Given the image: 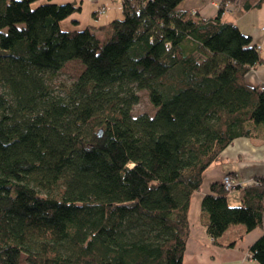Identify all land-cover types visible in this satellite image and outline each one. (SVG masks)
Listing matches in <instances>:
<instances>
[{"label":"trees","instance_id":"obj_1","mask_svg":"<svg viewBox=\"0 0 264 264\" xmlns=\"http://www.w3.org/2000/svg\"><path fill=\"white\" fill-rule=\"evenodd\" d=\"M183 1L121 0L78 28L73 3L0 0V264H183L204 172L264 135V89L245 80L257 45L223 6L203 18ZM72 61L78 78L55 85ZM143 95L153 112L135 114ZM237 188L240 205L222 181L203 197L214 244L264 231V177ZM248 254L264 264V234Z\"/></svg>","mask_w":264,"mask_h":264},{"label":"crops","instance_id":"obj_2","mask_svg":"<svg viewBox=\"0 0 264 264\" xmlns=\"http://www.w3.org/2000/svg\"><path fill=\"white\" fill-rule=\"evenodd\" d=\"M53 2L73 3L80 7V11L72 16L78 21V28L106 24L122 15L121 0H53ZM182 8L192 9L203 18H213L218 14V10L213 7L210 0L207 2L194 0ZM222 20L233 23L244 34L249 35L254 44L261 47L260 56L263 63L251 70L245 80L252 87L262 88L264 86V3L239 15L227 11L223 13ZM65 24L67 28L71 25L69 21ZM226 174L231 175L239 183L238 187L242 188H244L242 183H252L256 177H264V135L258 139L248 137L236 139L224 150L220 160L204 172L202 185L192 195L190 202L188 212L190 232L183 264H258L248 258V250L263 236L264 231L261 227L247 232L244 225L231 226L219 240V244H214L207 233L205 222L207 218L202 213V200L210 193L211 185L221 182ZM228 203L234 206L241 204L239 188L229 192Z\"/></svg>","mask_w":264,"mask_h":264},{"label":"rangeland","instance_id":"obj_3","mask_svg":"<svg viewBox=\"0 0 264 264\" xmlns=\"http://www.w3.org/2000/svg\"><path fill=\"white\" fill-rule=\"evenodd\" d=\"M191 1H194V0H184L179 5V7L181 8L185 6L187 3H190ZM210 1L212 2L213 7L216 8L217 10L223 6L224 13L227 11L232 12V3L230 2V0L229 1L210 0ZM205 2H207V0H205ZM215 4H217V6ZM82 70H83V66L78 61H72V62L67 63L65 67L61 70L60 74L56 77L54 81L56 83L55 85H60V84H64L67 86L70 85L74 80L78 78ZM142 112H149V113L153 112V108L145 95L141 97V101L134 108L135 114L142 113ZM21 264H26L24 259L22 260Z\"/></svg>","mask_w":264,"mask_h":264},{"label":"built area","instance_id":"obj_4","mask_svg":"<svg viewBox=\"0 0 264 264\" xmlns=\"http://www.w3.org/2000/svg\"><path fill=\"white\" fill-rule=\"evenodd\" d=\"M215 5L217 6V4H215ZM257 49H258L259 52H260L261 47H260V46H257ZM263 89H264V86H263ZM222 182H223V184H224V187H225L226 191H229V192H231V191L237 189V187H238V185H239V183H237V182L233 179V177H232L231 175H227V174L223 177ZM253 182H254V181H253ZM253 182H252V183H253ZM249 184H251V183H246V182H244V183H242L241 185L244 186V187H246V186L249 185ZM248 257L250 258V255H249V254H248Z\"/></svg>","mask_w":264,"mask_h":264}]
</instances>
